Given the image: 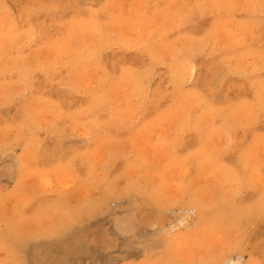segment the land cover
<instances>
[{"label": "rangeland", "instance_id": "obj_1", "mask_svg": "<svg viewBox=\"0 0 264 264\" xmlns=\"http://www.w3.org/2000/svg\"><path fill=\"white\" fill-rule=\"evenodd\" d=\"M51 241L264 264V0H0V264Z\"/></svg>", "mask_w": 264, "mask_h": 264}, {"label": "bare ground", "instance_id": "obj_2", "mask_svg": "<svg viewBox=\"0 0 264 264\" xmlns=\"http://www.w3.org/2000/svg\"><path fill=\"white\" fill-rule=\"evenodd\" d=\"M8 166V165H7ZM7 169L8 167H2V169ZM10 168V167H9ZM11 169V168H10ZM3 173V172H2ZM121 218H119L118 220H120ZM113 220V219H112ZM123 220V219H122ZM121 220V221H122ZM127 221V222H126ZM125 221V223H128V220H126ZM113 223V222H112ZM115 223L116 222H114V225H115ZM118 224V223H117ZM130 224V223H129ZM127 225V226H130V225ZM113 225V227H115L116 228V226H114ZM124 225V224H123ZM120 226V225H119ZM121 228V227H120ZM128 228V227H127ZM129 228H131V227H129ZM72 230V229H71ZM121 230V229H120ZM127 230V229H126ZM78 231V230H77ZM75 232V231H74ZM68 233H71V231L70 232H68ZM72 233H73V231H72ZM69 235V234H68ZM65 237L67 236V235H64ZM53 239V238H52ZM51 239V240H52ZM49 241V240H48ZM53 241H55L54 239H53ZM53 241H51V242H53ZM40 243H43V242H40ZM68 243V244H67ZM49 245H50V243H48ZM144 244H145V242H144ZM30 245V244H29ZM29 245L27 246V248L29 247ZM46 245V244H45ZM52 245H54L55 246V248L57 249V251H56V249H54L53 248V253L55 252V254L57 253V255H59V257H60V255H61V257H62V255H63V258L62 259H57V258H59V257H57V255H55L57 258H55V257H53V258H48V259H45L43 262H42V264H62L63 262H65L66 261V259L68 258L69 259V257H71V255L69 256V257H67V253L69 254V252H67L68 250H67V247H69V242H65V243H61V244H59V243H52ZM68 245V246H67ZM146 245V244H145ZM32 246H34V245H32ZM40 246V245H39ZM44 247H46V246H44ZM43 247V248H44ZM50 247H51V245H50ZM53 247V246H52ZM61 247V248H60ZM73 247H75V246H73ZM143 247H145V246H143ZM47 248V247H46ZM49 248V247H48ZM146 248V247H145ZM28 249H30V247L28 248ZM31 250V249H30ZM46 250V249H45ZM48 250V249H47ZM47 250H46V252H47ZM59 250V251H58ZM25 251H27V250H25ZM74 251V250H73ZM27 252H29V254L28 255H31L30 253H31V251H27ZM50 252H51V250H50ZM49 252V253H50ZM25 253V252H24ZM33 253V252H32ZM63 253V254H62ZM79 253V252H78ZM27 256V254L25 255V257ZM31 257V256H30ZM30 257H28V258H30ZM36 257V255L35 256H33V258H30L32 261H33V259ZM67 257V258H66ZM28 258H27V260H28ZM40 258H42V257H40ZM67 259V260H68ZM36 260V259H35ZM34 260V261H35ZM31 261V262H32ZM38 261V260H37ZM31 262H28V263H31ZM68 262H69V260H68ZM27 263V264H28ZM34 263H36V261L34 262ZM34 263H32V264H34ZM38 263V262H37ZM64 264V263H63ZM71 264V263H70Z\"/></svg>", "mask_w": 264, "mask_h": 264}]
</instances>
